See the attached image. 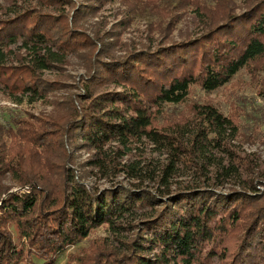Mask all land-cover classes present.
<instances>
[{"label":"trees","instance_id":"16d2710c","mask_svg":"<svg viewBox=\"0 0 264 264\" xmlns=\"http://www.w3.org/2000/svg\"><path fill=\"white\" fill-rule=\"evenodd\" d=\"M243 1V11L229 5L221 20L197 35L95 66L83 103L74 108L65 126L49 120L42 128L22 118H13L15 126L6 130L0 125V180L9 170L21 184L30 185L24 191H9L11 187L0 181V264H34V258L55 264L61 252L95 228L107 224L115 230L118 221L128 218L137 223L125 248L93 247L86 251L83 264H264V193H249L257 190L253 182L244 190L224 192L216 182L165 194L123 184L99 189L68 182L50 199L51 195L43 196L50 185L45 177L48 166L40 164L54 152L66 154L64 136L100 153L112 142L127 145L146 138L166 149V172L183 164L217 181L235 176L244 163L232 147L222 145L237 129L211 101L195 104L186 122L160 124L159 119H164L167 103L187 99L192 85L214 91L264 58V0ZM47 2L64 7L68 0ZM87 39L63 12L58 17L22 8L1 17L0 87L12 95L43 97L38 70L63 59ZM17 44L29 48L32 63L8 64ZM105 80L120 89L96 93ZM259 93L264 98V82ZM5 131L14 145H7ZM94 162L101 165V160ZM138 209L143 213L134 217Z\"/></svg>","mask_w":264,"mask_h":264},{"label":"rangeland","instance_id":"374dc122","mask_svg":"<svg viewBox=\"0 0 264 264\" xmlns=\"http://www.w3.org/2000/svg\"><path fill=\"white\" fill-rule=\"evenodd\" d=\"M47 3V0H0V18L13 15L22 8L38 9L58 17H62L63 12L69 24L88 39L64 53L63 59L38 70L44 88L43 97L33 99V95L26 93L12 95L0 87V125L4 130L13 126V118L27 119L42 128L49 120L59 127L65 126L74 108L81 107L86 81L95 66H102L103 61L120 60L139 49H153L161 43L197 35L211 23L221 20L229 5L236 12L245 8L243 0H68L64 7ZM61 27L62 21L55 36L60 34ZM12 47L8 64L32 63L34 56L29 48L18 44ZM262 64L264 58L253 64L251 69L243 68L230 82L211 92L192 85L187 99L181 103H167L164 119H159L160 124L174 120L186 122L192 118L195 104L211 101L221 113L234 120L237 129L235 135L226 136L222 145L232 147L235 157L240 156L244 163L238 167L235 176L217 181L207 172L202 177L194 167L183 164H177L174 171L166 172L165 166L169 162L166 149L146 138L127 145L112 142L100 153L77 138L64 136L66 154L61 156L54 152L47 162L46 159L40 161V164L48 166L49 172L45 177L50 182L43 196L56 197L54 191L63 190L68 182L71 185L81 182L99 189L123 184L147 188L157 194L190 185L214 186L216 182L221 184L217 185L220 190L228 192L244 190L253 182L257 190L247 191L264 193V180L261 178L264 174V98L259 93L264 82V67H253ZM118 89L120 86L105 80L95 92ZM5 132L7 145H14L11 136ZM214 154L219 156L216 152ZM96 159L101 160V165L94 162ZM33 161L37 162L38 156L33 157ZM0 181L11 187L9 191L30 189V185L21 184L9 170L4 172ZM39 184L44 186V181L41 179ZM143 210H136L134 217ZM136 223L133 218H128L118 221L120 226L115 230L107 224L95 228L80 242L61 252L55 264H83L86 251L91 252L96 246L125 248ZM242 225L238 224L239 227ZM34 264H42V261L34 258Z\"/></svg>","mask_w":264,"mask_h":264}]
</instances>
